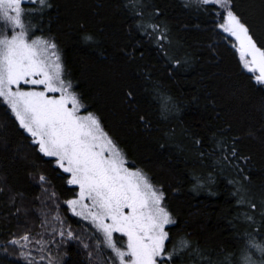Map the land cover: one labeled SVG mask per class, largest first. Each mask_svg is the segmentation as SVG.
Here are the masks:
<instances>
[{"label":"trees","instance_id":"1","mask_svg":"<svg viewBox=\"0 0 264 264\" xmlns=\"http://www.w3.org/2000/svg\"><path fill=\"white\" fill-rule=\"evenodd\" d=\"M142 2L141 17L135 15L139 8L128 6L132 0H48L51 7L42 13L43 32H38L57 43L66 78L74 83L87 111L101 119L130 166L142 168L165 192V205L176 221L166 227L171 237L168 247L178 236L187 235L212 252L234 249L242 243L235 237L252 230L244 214L254 215L259 222L264 210L260 207L264 202V90L249 79L230 41L215 28L211 7L206 14L184 0ZM233 3L254 38L264 44V0ZM138 23L166 28L169 39L164 43L180 65L173 67L136 27ZM169 101L179 112L165 119L162 105ZM186 132L203 139L204 149L211 147L213 133L229 144L238 137L237 160L243 171L221 174L213 170L210 158L202 163L195 159ZM30 140L0 99V264H28L23 252H31L33 264H48L49 257L52 264H108L102 250L97 251L94 236L69 215L63 203L74 196L75 187L67 185L66 174L38 153ZM209 172L215 182L195 188ZM40 175L47 178L43 185ZM228 180L236 183L230 185ZM241 187L243 205L237 203L240 196L232 195ZM53 192L55 200L50 198ZM13 196L15 203L10 202ZM248 201L256 203L257 209ZM55 215L64 221L65 230L70 228L90 245L88 250L79 240L59 249L50 244L43 253L37 250L36 240H52V228L61 229L52 220ZM44 219L49 221L47 228L41 227ZM25 234L32 241L26 248L9 243ZM55 240L61 238L56 235ZM89 251L94 254L91 261Z\"/></svg>","mask_w":264,"mask_h":264},{"label":"snow or ice","instance_id":"2","mask_svg":"<svg viewBox=\"0 0 264 264\" xmlns=\"http://www.w3.org/2000/svg\"><path fill=\"white\" fill-rule=\"evenodd\" d=\"M26 2L33 7H23ZM194 4L198 11L206 14L210 7L213 9L210 14L215 17V28L234 40L232 47L240 66L250 74L249 79L264 90V44L254 38L250 27L234 10L233 0H194ZM128 6L139 8L135 15L143 16L142 0H132ZM50 7L48 0H0V99L10 109L19 128L31 138L30 143L38 153L54 158L55 167L68 174L67 185L78 187L75 198L63 203L74 216L88 221L95 230L97 251L110 250L107 259L111 264H174L176 260H181L182 264H264V236L261 235L264 210L260 212L259 222L254 215L244 214V220L252 230L235 237L242 243L234 249L221 248L212 252L202 249L187 235L178 236L172 247H168L171 237L166 226L174 225L176 221L165 205V192L142 168L135 167L134 163L130 166L125 152L105 131L101 119L87 111L74 83L66 78L54 39L36 34L37 31L42 33L43 29L33 18ZM136 27L143 29L142 34L153 40L173 67L180 65L164 43L169 39L166 28L143 23ZM127 96L131 99L133 93L129 91ZM178 112V106L170 101L162 105L165 119L167 114ZM139 119L144 121L143 116ZM185 134L190 136L193 157L201 163L210 158L213 170L221 174L229 170L243 171L237 160L238 137H232L229 144L226 138H217L213 133L209 138L211 147L204 149L203 139ZM46 179L40 175L39 183L43 185ZM214 182L213 172H209L203 179H198L194 187L203 188ZM235 183L228 180L230 185ZM232 195L241 197L238 204L245 203L242 187ZM50 198L56 199L55 192ZM10 202L15 203L14 196ZM248 202L252 209H257L256 203ZM260 207L264 209V202ZM56 208L59 210L60 205L56 204ZM52 220L58 221L61 229L52 228L49 233L52 240L35 241L40 246L39 252L43 253L50 244L55 243L59 249L73 240H79L83 249H89L90 245L70 228H63L64 221L58 215ZM48 223L47 219L42 220L41 227L47 228ZM256 224L259 227L252 228ZM114 233L126 238L119 246ZM40 235L42 237L43 233ZM56 235L61 238L59 242L55 240ZM9 243L26 248L32 241L25 234ZM93 255L92 251L88 252L90 261ZM22 257L28 264H33L31 252H23ZM44 259L41 255L40 261ZM48 264H52L51 257Z\"/></svg>","mask_w":264,"mask_h":264},{"label":"rangeland","instance_id":"3","mask_svg":"<svg viewBox=\"0 0 264 264\" xmlns=\"http://www.w3.org/2000/svg\"><path fill=\"white\" fill-rule=\"evenodd\" d=\"M184 1H186V3L188 4V5H191V6H193V7H195V4H194V0H184ZM23 7H25V8H31V7H33V5H31V4H29V3H25L24 5H23ZM38 7V6H37ZM45 10V9H44ZM44 10H43V12H44ZM41 16L42 15H37V16H35L33 19H34V22L35 23H38V25H39V28H41L42 26H41ZM36 34L37 35H40V33L37 31L36 32ZM225 36H226V34H224ZM226 38L230 41V44H231V46L233 45V43H234V40L232 39V38H230V37H227L226 36ZM234 49V48H233ZM234 51H235V49H234ZM237 55V54H236ZM237 57H238V55H237ZM243 69V68H242ZM244 70V69H243ZM245 71V70H244ZM246 72V71H245ZM247 73V72H246ZM247 74H249V73H247ZM250 75V74H249ZM22 87H28V86H26V85H22ZM1 101H2V99H1ZM3 102V101H2ZM5 106H6V108L8 109V107H7V105L5 104ZM8 111H9V113L11 114V111H10V109H8ZM12 115V114H11ZM13 116V115H12ZM14 117V116H13ZM27 134V133H26ZM47 158H49V157H47ZM50 159H52L53 160V164H54V166H55V163H54V158H50ZM66 176H67V179H68V174H66ZM75 187V192H78V187L77 186H74ZM75 194V193H74ZM73 198H75V195L72 197V198H70V199H73ZM66 205V204H65ZM66 207H67V205H66ZM67 211H68V213H69V215L72 217V218H74L77 222H79L80 224H81V226L84 228V229H86L90 234H92L93 236H94V238L96 239V234H95V230L92 228V226L90 225V223L88 222V221H85V220H82L80 217H77V216H74L72 213H71V211L67 208ZM167 227V226H166ZM114 235V239L116 240V242H117V244H118V246H119V244H120V242L122 241V240H124V239H126V238H123L122 236H121V234H119V233H114L113 234ZM102 252H103V254H104V258L106 259L105 261L108 263V264H111V262L110 261H108V256L111 254L110 253V250H106V249H104V250H102ZM174 264H175V262H174Z\"/></svg>","mask_w":264,"mask_h":264}]
</instances>
